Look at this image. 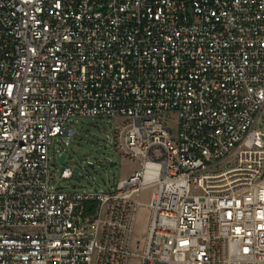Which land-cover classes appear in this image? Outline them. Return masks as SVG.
Instances as JSON below:
<instances>
[{"label": "built area", "instance_id": "2783aa9c", "mask_svg": "<svg viewBox=\"0 0 264 264\" xmlns=\"http://www.w3.org/2000/svg\"><path fill=\"white\" fill-rule=\"evenodd\" d=\"M262 110L264 0H0V264H264ZM86 117L138 167L64 190Z\"/></svg>", "mask_w": 264, "mask_h": 264}, {"label": "rangeland", "instance_id": "374dc122", "mask_svg": "<svg viewBox=\"0 0 264 264\" xmlns=\"http://www.w3.org/2000/svg\"><path fill=\"white\" fill-rule=\"evenodd\" d=\"M120 122L119 119L109 118H78L73 120L76 136L68 139L69 144L65 145V139L53 140L49 146L50 163L55 166L56 178L52 183L58 184L62 189H105L112 186L113 182L129 175L138 166L132 160L121 158L112 150L106 135L112 127ZM256 126L264 129V110L255 122ZM59 152L65 154L62 163L59 160ZM91 162L92 167L88 165ZM110 163H115L111 166ZM62 166H68L73 171L70 179H60L59 172ZM150 190L144 191L140 200L143 203L148 201ZM148 223V210L137 212L134 223V235L143 242ZM128 264H139L138 261L130 260Z\"/></svg>", "mask_w": 264, "mask_h": 264}, {"label": "water", "instance_id": "95a60500", "mask_svg": "<svg viewBox=\"0 0 264 264\" xmlns=\"http://www.w3.org/2000/svg\"><path fill=\"white\" fill-rule=\"evenodd\" d=\"M63 159H64V155H61L60 157H59V162L61 163L62 161H63ZM111 166H113V164H110Z\"/></svg>", "mask_w": 264, "mask_h": 264}]
</instances>
